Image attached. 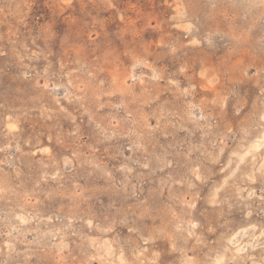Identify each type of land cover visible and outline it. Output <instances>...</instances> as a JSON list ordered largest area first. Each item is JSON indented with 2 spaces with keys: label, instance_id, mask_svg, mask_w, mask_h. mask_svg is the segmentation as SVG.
Segmentation results:
<instances>
[{
  "label": "rangeland",
  "instance_id": "rangeland-1",
  "mask_svg": "<svg viewBox=\"0 0 264 264\" xmlns=\"http://www.w3.org/2000/svg\"><path fill=\"white\" fill-rule=\"evenodd\" d=\"M0 264H264V0H0Z\"/></svg>",
  "mask_w": 264,
  "mask_h": 264
},
{
  "label": "bare ground",
  "instance_id": "bare-ground-1",
  "mask_svg": "<svg viewBox=\"0 0 264 264\" xmlns=\"http://www.w3.org/2000/svg\"><path fill=\"white\" fill-rule=\"evenodd\" d=\"M186 185V184H185ZM241 249V248H240ZM244 257V256H243Z\"/></svg>",
  "mask_w": 264,
  "mask_h": 264
}]
</instances>
